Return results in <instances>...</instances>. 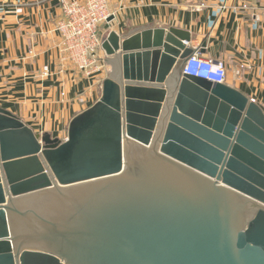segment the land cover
Segmentation results:
<instances>
[{"label":"water","instance_id":"1","mask_svg":"<svg viewBox=\"0 0 264 264\" xmlns=\"http://www.w3.org/2000/svg\"><path fill=\"white\" fill-rule=\"evenodd\" d=\"M190 41L110 32L64 141L0 107V264H264V113L182 76Z\"/></svg>","mask_w":264,"mask_h":264},{"label":"crops","instance_id":"2","mask_svg":"<svg viewBox=\"0 0 264 264\" xmlns=\"http://www.w3.org/2000/svg\"><path fill=\"white\" fill-rule=\"evenodd\" d=\"M108 5L114 15L100 27L104 39L112 31L122 36L144 28L186 31L191 36L186 46L224 62L225 84L264 113V0H108ZM61 17L58 0H0V107L35 134L64 141L71 120L100 99L103 78L87 80L61 61L54 32ZM44 67L50 75L40 78Z\"/></svg>","mask_w":264,"mask_h":264},{"label":"built area","instance_id":"3","mask_svg":"<svg viewBox=\"0 0 264 264\" xmlns=\"http://www.w3.org/2000/svg\"><path fill=\"white\" fill-rule=\"evenodd\" d=\"M58 3L62 17L55 24L54 32L59 38L61 61L71 63L83 78L97 80L108 70L100 57L104 41L100 27L114 15L108 0H58ZM225 9V5L220 6V10ZM49 75V69L44 67L40 78ZM181 75L216 84H225L227 79L224 62L204 58L198 49L184 61Z\"/></svg>","mask_w":264,"mask_h":264},{"label":"rangeland","instance_id":"4","mask_svg":"<svg viewBox=\"0 0 264 264\" xmlns=\"http://www.w3.org/2000/svg\"><path fill=\"white\" fill-rule=\"evenodd\" d=\"M108 67V66H107ZM111 68H109L108 67V70L106 71V73H104L101 77L103 78V81L106 79V78H108L109 77V73H111V70H110ZM109 70H110V72H109ZM109 72V73H108ZM103 81H102V83H103ZM101 90H102V84L100 85V88L99 89H97V95H98V97L100 98L101 97Z\"/></svg>","mask_w":264,"mask_h":264}]
</instances>
